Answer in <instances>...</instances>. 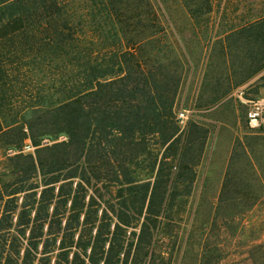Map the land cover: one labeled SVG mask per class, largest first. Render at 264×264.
<instances>
[{
    "label": "trees",
    "instance_id": "16d2710c",
    "mask_svg": "<svg viewBox=\"0 0 264 264\" xmlns=\"http://www.w3.org/2000/svg\"><path fill=\"white\" fill-rule=\"evenodd\" d=\"M163 34L149 0H0V264H163L207 137L180 124Z\"/></svg>",
    "mask_w": 264,
    "mask_h": 264
},
{
    "label": "rangeland",
    "instance_id": "374dc122",
    "mask_svg": "<svg viewBox=\"0 0 264 264\" xmlns=\"http://www.w3.org/2000/svg\"><path fill=\"white\" fill-rule=\"evenodd\" d=\"M149 1L164 28L160 60L180 79V124L207 131L194 179L158 221L155 250L163 264H264V130L245 123L248 103L264 98V0H208L198 22L182 0ZM14 155L0 147L1 174Z\"/></svg>",
    "mask_w": 264,
    "mask_h": 264
},
{
    "label": "built area",
    "instance_id": "2783aa9c",
    "mask_svg": "<svg viewBox=\"0 0 264 264\" xmlns=\"http://www.w3.org/2000/svg\"><path fill=\"white\" fill-rule=\"evenodd\" d=\"M185 115L178 114V119L181 124L184 123ZM245 123L250 130H264V98L250 101L246 112ZM26 148L30 149V146Z\"/></svg>",
    "mask_w": 264,
    "mask_h": 264
}]
</instances>
